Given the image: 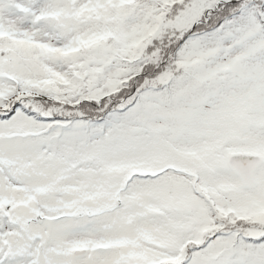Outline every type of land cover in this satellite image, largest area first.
<instances>
[{
    "label": "snow or ice",
    "instance_id": "1",
    "mask_svg": "<svg viewBox=\"0 0 264 264\" xmlns=\"http://www.w3.org/2000/svg\"><path fill=\"white\" fill-rule=\"evenodd\" d=\"M0 264H264V0H0Z\"/></svg>",
    "mask_w": 264,
    "mask_h": 264
}]
</instances>
